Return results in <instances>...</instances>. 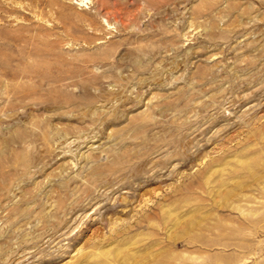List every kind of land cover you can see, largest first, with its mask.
Listing matches in <instances>:
<instances>
[{"label": "rangeland", "instance_id": "1", "mask_svg": "<svg viewBox=\"0 0 264 264\" xmlns=\"http://www.w3.org/2000/svg\"><path fill=\"white\" fill-rule=\"evenodd\" d=\"M0 264H264V0H0Z\"/></svg>", "mask_w": 264, "mask_h": 264}]
</instances>
